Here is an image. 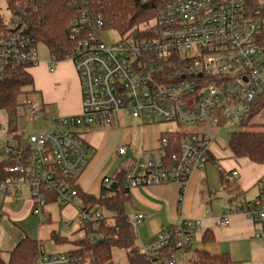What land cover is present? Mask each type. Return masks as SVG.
<instances>
[{
    "label": "built area",
    "instance_id": "2783aa9c",
    "mask_svg": "<svg viewBox=\"0 0 264 264\" xmlns=\"http://www.w3.org/2000/svg\"><path fill=\"white\" fill-rule=\"evenodd\" d=\"M161 1L152 20L123 35L106 29L101 11L86 8L72 22L75 51L69 60L80 79L82 111L49 118L45 130L26 138L28 156L14 144L3 147L8 166L0 181V214L7 197L19 200L27 190L33 214L42 221L50 195L59 204L76 206L83 226L98 227L105 220L104 209L90 211L80 202L78 179L93 152L77 131L81 127L108 128L126 113L143 126L171 123L193 129L162 135L151 155L141 151L131 157L126 175L129 191L176 184L182 194L191 175L209 162L220 132L245 127L258 96L264 95V2ZM12 24L17 32L0 38V82L10 71L29 72L39 64L36 40L18 19ZM107 30L120 40L108 45L102 37ZM57 64L51 60L49 70L55 71ZM26 102L22 111L27 117H46L41 101ZM169 133L182 136L172 142ZM172 147L176 153L170 152ZM127 154V146L118 149L120 157ZM110 184L106 177L103 186ZM235 212L264 223V178L258 197ZM231 214L225 211L223 226L230 224ZM142 219L134 216L136 224ZM201 230V220L182 217L149 242H139L138 249L151 264H200L192 242ZM256 236L264 233L258 230ZM37 264L89 263L68 253L43 252Z\"/></svg>",
    "mask_w": 264,
    "mask_h": 264
},
{
    "label": "crops",
    "instance_id": "0c3cea01",
    "mask_svg": "<svg viewBox=\"0 0 264 264\" xmlns=\"http://www.w3.org/2000/svg\"><path fill=\"white\" fill-rule=\"evenodd\" d=\"M29 73L34 79V93L30 98H34L32 101H41L48 116H74L81 113V84L71 60L58 63L53 72L49 70V61L41 60ZM20 114L26 117L23 111ZM163 126L162 123L143 126L124 113L116 118L111 127L79 128L77 131L83 134L93 148L89 162L78 179L80 191L88 196L99 197L103 180L108 177L112 184L123 162L128 163L129 167L130 159L136 153L143 151L151 155L158 147L161 136L175 131ZM220 135L211 147L210 161L204 169L191 175L183 194L176 184L141 187L130 191L131 200L126 205V212L132 223L137 225V246L139 242H149L156 234L184 217L202 221V230L192 242L193 252L198 257V253H203L213 258H229L231 264H264V237L256 236L258 230L263 232L264 223H255L235 212L243 203L252 202L258 197V184L264 178V165L254 164L247 159H235L231 151V156L216 153ZM10 144H14V141L7 133L6 120L4 125L0 123V163L6 159L3 147ZM122 146L128 147V154L120 157L118 149ZM119 160L122 162L115 165ZM235 172L236 175L233 174ZM54 199L53 196L48 197L44 221L33 214V202L27 190L19 200L12 197L4 200L0 214V255L6 264L10 252L23 236L44 243L41 246L46 254L71 251L60 249L73 245L72 242L82 233L78 211L76 217L64 220L61 207L66 205ZM228 209L232 211L230 224L223 226L220 221ZM57 213L60 215L59 222L53 218ZM135 215L143 216L138 224L134 221ZM105 216L110 217L111 213L105 211ZM49 221L52 225L46 226L45 223ZM63 229L66 230L62 234ZM53 234L68 242L61 244L55 241L52 239ZM49 242L57 247L54 252L45 248ZM115 252L119 253L117 262L129 264L125 251L119 249L113 250L114 264H117L114 260Z\"/></svg>",
    "mask_w": 264,
    "mask_h": 264
},
{
    "label": "trees",
    "instance_id": "16d2710c",
    "mask_svg": "<svg viewBox=\"0 0 264 264\" xmlns=\"http://www.w3.org/2000/svg\"><path fill=\"white\" fill-rule=\"evenodd\" d=\"M12 18L5 21L0 15V38L14 35L17 29L12 22L20 21V26L33 37L37 44H43L49 51L51 60L58 63L67 61L75 51V43L70 39L71 24L87 9L103 12L107 26L120 34L133 30L138 31L141 26L154 18L161 0H4ZM257 9L252 10L256 12ZM34 93V79L24 70L10 71L4 81L0 82V111L7 116V133L14 141V145L23 148L28 156L30 145L26 143V135L20 130L21 118L19 99ZM246 129L233 131L228 148L235 159H247L257 165H264V95H259L251 109ZM179 135L169 133L167 137L174 142ZM11 145V144H10ZM170 152L176 153V147ZM210 161V158H209ZM8 163H0V181L6 178L5 169ZM128 163L123 162L117 169L113 182L115 189L103 186L99 197L88 196L79 190L82 203L90 211L106 209L111 213L98 227L82 225V235L73 241L75 249L68 254L81 258L89 264H114L113 250L125 251L129 264H151L137 246V228L126 212V205L131 200L130 191L126 189V175ZM261 188L262 181L258 184ZM51 197L53 195H50ZM49 196V197H50ZM53 198H55L53 196ZM56 200V198L54 199ZM264 233V229H263ZM52 239L65 244L66 239L53 234ZM39 242L23 236L16 247L10 252L7 264H37L43 254ZM199 254L200 264H231L226 257L213 258L207 254ZM0 264H6L0 255Z\"/></svg>",
    "mask_w": 264,
    "mask_h": 264
},
{
    "label": "rangeland",
    "instance_id": "374dc122",
    "mask_svg": "<svg viewBox=\"0 0 264 264\" xmlns=\"http://www.w3.org/2000/svg\"><path fill=\"white\" fill-rule=\"evenodd\" d=\"M260 3H263L264 0H258ZM0 13L1 15L4 17L5 21H9L11 18H12V15L10 13V11L8 10L7 8V5H6V2L4 0H0ZM153 23V21H152ZM102 37L104 39V41L108 44V45H113L115 44L116 42H118L120 40V36L116 33V32H113L111 30H107L105 31L103 34H102ZM38 59H39V62L41 60H45V61H49L51 62V59L49 57V51L48 49L46 48L45 45L43 44H39L38 45ZM32 94H30L29 96L25 95V96H22L20 99H19V104H21V109H20V112L22 111V108H24V104L25 102L27 101H31L33 100L34 98H30ZM29 97V99H28ZM26 102V103H27ZM23 112H24V116H26V113L23 109ZM52 117V116H48L47 113H46V117L45 118H41V117H24L23 116L20 118L19 120V126H20V130L22 132L25 133V135L27 136L26 138H28L29 136L31 135H34V133H40L42 132L43 129H46L48 126H49V118ZM6 114L5 112L1 111L0 112V123L2 125H4L6 123ZM28 118V119H27ZM40 118V119H38ZM164 126V128L168 129V128H171L172 130H181V131H186V132H189V131H193V129L191 130H188V129H183L182 127L178 128L176 127L175 125L171 124V123H162ZM238 130H254V129H246V128H240ZM236 131V130H234ZM222 134L220 135V140H219V143L218 145L216 146L217 148V152L218 154L220 155H226V156H231V153H230V150L228 148V143H229V140H230V136H231V133H232V130L230 129H224L222 132ZM120 162H122L121 160H119V162H115V165L116 163L119 164ZM64 212L62 213V218L64 220H68V217H72V216H75L77 215V207L74 206V205H67V206H62L61 207ZM53 218H56V221L59 222L60 221V215L57 213L56 215L53 216ZM59 219V220H58ZM45 225H52V223L49 221L47 223H45ZM137 226V225H136ZM66 229H63L61 231V233L63 234L65 232ZM82 233H79V236H81ZM78 236V237H79ZM2 236H1V241H2ZM42 244V243H41ZM42 246H44V243L42 244ZM45 248L48 250V251H55L57 249V247L52 244V243H46L45 244ZM69 249H74V246L73 245H67L65 246L64 248H61L60 250L61 251H68ZM119 256V253L118 252H115L114 253V260H116V263L117 264H121V262H117V258Z\"/></svg>",
    "mask_w": 264,
    "mask_h": 264
},
{
    "label": "water",
    "instance_id": "95a60500",
    "mask_svg": "<svg viewBox=\"0 0 264 264\" xmlns=\"http://www.w3.org/2000/svg\"><path fill=\"white\" fill-rule=\"evenodd\" d=\"M116 187H117V183L116 182H114V183L111 184V188L112 189H115Z\"/></svg>",
    "mask_w": 264,
    "mask_h": 264
}]
</instances>
